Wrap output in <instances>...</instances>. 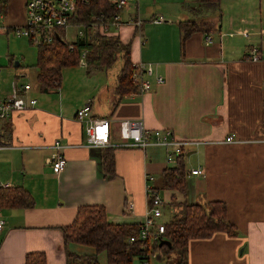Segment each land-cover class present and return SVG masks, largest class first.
<instances>
[{
	"label": "crops",
	"instance_id": "obj_1",
	"mask_svg": "<svg viewBox=\"0 0 264 264\" xmlns=\"http://www.w3.org/2000/svg\"><path fill=\"white\" fill-rule=\"evenodd\" d=\"M139 1L136 11L126 8L123 25L110 35L129 45L133 65L152 66L164 84L152 78L150 92L118 98L119 68L80 65L78 79L40 92L41 101L32 90L29 97L37 106L0 122V187H23L34 199L32 208L0 210V264H25L30 253H44L47 264H67L68 253L80 254L82 246L66 244L62 228L84 206H104L113 224H143L150 204L148 185L169 206L170 219L161 223L172 219L178 204H226L227 220L237 235L219 232L191 240L188 264H264V0L259 5L256 0H223L218 10L177 0L169 11L162 10L166 16L147 0L138 9ZM253 4L258 8L253 10ZM160 16L165 21L154 23ZM4 17L9 30L25 26L26 0L0 2ZM188 20L211 30L194 33L182 50L178 24ZM206 36L212 44L205 43ZM256 47L259 61L252 60ZM86 105L92 116L111 121L114 144L121 142L120 123L127 120L203 142L187 151V194L159 190L169 166L157 147L116 150V176L107 180L93 156L98 150L86 146L84 126L76 118ZM229 137H234L232 143L226 142ZM58 140L67 161L61 174L51 167ZM199 169L203 175H191Z\"/></svg>",
	"mask_w": 264,
	"mask_h": 264
},
{
	"label": "trees",
	"instance_id": "obj_2",
	"mask_svg": "<svg viewBox=\"0 0 264 264\" xmlns=\"http://www.w3.org/2000/svg\"><path fill=\"white\" fill-rule=\"evenodd\" d=\"M199 7L217 9L223 0H195ZM7 3V0H0ZM121 11L109 0H76V12L70 20L71 25L80 26L85 33L84 39L75 43L66 41L65 32L52 45L38 46L36 82L41 93L58 90L62 83V73L66 68L85 65L88 70H110L121 60L117 74L116 94L118 98L139 93L132 79L134 65L130 59V47L124 45L117 36L101 33V25L113 19ZM182 50L186 41L197 32H208V25L195 21H182L179 24ZM16 65V63H15ZM115 151L105 148L93 156L98 159L99 169L107 180L116 176ZM187 153L177 164L164 170L159 190L187 194L188 173ZM34 206V199L23 187H0V210L27 209ZM175 208V207H174ZM177 213L165 225L162 241L170 246L160 247L155 243L149 247L139 239L140 227L137 224H113L108 221L104 206H84L79 208L74 222L63 227L66 244L91 247L92 255L69 252L67 264H100L99 256L106 254L109 264H133L141 262L145 255L155 254V262L166 264H188V246L191 240L208 239L223 232L230 237L237 235L236 228L227 220V207L223 202L182 203L176 206ZM136 238L134 243L131 238ZM176 255L175 260L172 256ZM25 264H47L44 253H30Z\"/></svg>",
	"mask_w": 264,
	"mask_h": 264
},
{
	"label": "built area",
	"instance_id": "obj_3",
	"mask_svg": "<svg viewBox=\"0 0 264 264\" xmlns=\"http://www.w3.org/2000/svg\"><path fill=\"white\" fill-rule=\"evenodd\" d=\"M116 8L122 11L128 6L130 1L139 0H109ZM76 12V0H26L27 21L25 26L17 28L16 32L19 37L28 38L33 45H52L59 39L60 32L70 27L78 29L77 39H84L85 33L82 27L70 24V20ZM164 17L160 16L153 20L154 23H163ZM137 25L140 22L136 23ZM123 25L120 14L113 19L101 25V33L110 35L112 29L118 30ZM245 34V33H244ZM205 43L207 45L213 43L210 36H206ZM252 60L259 61L260 53L256 47L251 51ZM134 73L132 75L133 82L139 88V93H148L153 89L151 82L155 78L157 85L165 83L162 76L155 75L152 66L145 64L134 65ZM4 68L0 66V78ZM33 90L32 86L25 85L19 89L16 84L13 85V93L10 97L4 98L0 96V122H4L12 118L16 113H22L37 106V100L29 97V93ZM76 118L84 126L86 146L94 150H102L105 148L113 149H141L146 150L150 147L161 148L165 152L166 163L169 167L175 166L178 159L185 155L187 151L203 144L201 141L178 139L172 130H147L139 121H123L120 123L119 144L112 143L111 140V121L106 118H96L92 116L90 105L81 108ZM234 137H229L226 142L232 143ZM53 155L51 159V167L55 174H61L67 167V161L64 157V146L60 140L55 141L53 147ZM193 176L203 175L202 170H193ZM147 192L149 194V209L145 222L141 224L139 239L151 247L155 243L162 241L165 233V225L168 223L160 222L163 217V210L166 203L160 196L159 192L151 185H148ZM176 213V211H173ZM3 222L0 221V230ZM136 238H131L130 242L134 243ZM156 259L154 254L152 258L145 255L140 264H152L151 260Z\"/></svg>",
	"mask_w": 264,
	"mask_h": 264
},
{
	"label": "rangeland",
	"instance_id": "obj_4",
	"mask_svg": "<svg viewBox=\"0 0 264 264\" xmlns=\"http://www.w3.org/2000/svg\"><path fill=\"white\" fill-rule=\"evenodd\" d=\"M142 1L140 0L138 4V9L142 6ZM138 1H130L128 3V6H130V9H133L136 11V4ZM155 2V3H154ZM177 0H147V5H155L163 14V16H166L165 13H163V9L166 11H169L173 4H175ZM190 0H188V3ZM257 4L259 5V0H256ZM190 4V3H189ZM192 4H190L191 6ZM255 5V4H253ZM258 5L253 6V10L255 8H258ZM126 7V8H127ZM120 13V16L123 18V15L126 12V9ZM137 9V10H138ZM184 15L189 17L188 13L184 11ZM5 17L4 21L0 18V66L4 68L3 74L0 78V94L6 95L13 92V85L15 83L18 84V88L22 89L26 84L33 87L34 96L38 97V100L41 101L40 90L38 88L35 74H36V68L35 65L37 63V55H38V46L33 45L28 38L19 37L17 35L16 30L10 29L7 25H5ZM114 31V30H113ZM67 41L73 42L76 39L78 29L76 27L68 28L67 31ZM20 62V67L16 68L15 63ZM122 61L119 60L116 65L114 66L113 70L118 69L121 67ZM79 66L66 68L63 70L62 73V81L64 80H74L78 79V69ZM31 94V95H32ZM186 160H188V157L186 156ZM170 211L169 206L163 210V220L170 219ZM79 249L82 252H79L82 255H91L90 251H93L89 247H79ZM173 260H175L176 255L172 256ZM100 264L106 263V254L102 253L99 256ZM152 263H154V259L151 260ZM154 264H157L156 262ZM160 264V263H159Z\"/></svg>",
	"mask_w": 264,
	"mask_h": 264
},
{
	"label": "water",
	"instance_id": "obj_5",
	"mask_svg": "<svg viewBox=\"0 0 264 264\" xmlns=\"http://www.w3.org/2000/svg\"><path fill=\"white\" fill-rule=\"evenodd\" d=\"M19 66H20V63L17 62L16 65H15V67L18 68ZM159 246L160 247H162V246H170V244L168 242H166V241H161Z\"/></svg>",
	"mask_w": 264,
	"mask_h": 264
}]
</instances>
